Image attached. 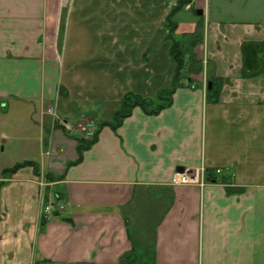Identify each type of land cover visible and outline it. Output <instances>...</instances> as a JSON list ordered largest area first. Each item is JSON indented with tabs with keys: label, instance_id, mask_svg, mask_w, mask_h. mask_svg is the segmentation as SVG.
Returning a JSON list of instances; mask_svg holds the SVG:
<instances>
[{
	"label": "crops",
	"instance_id": "crops-1",
	"mask_svg": "<svg viewBox=\"0 0 264 264\" xmlns=\"http://www.w3.org/2000/svg\"><path fill=\"white\" fill-rule=\"evenodd\" d=\"M191 5L173 16L175 38L187 67L205 59L206 78L192 73L158 115L135 108L116 132L102 128L66 169L77 133L63 122L109 121L124 94L170 85L166 0H0V181L16 164L38 170L0 190V264H120L132 252L135 264H264V77H240L242 44L264 40V0ZM211 76L227 80L216 104ZM203 163L202 189L170 186ZM40 184L64 206L48 222Z\"/></svg>",
	"mask_w": 264,
	"mask_h": 264
},
{
	"label": "trees",
	"instance_id": "trees-1",
	"mask_svg": "<svg viewBox=\"0 0 264 264\" xmlns=\"http://www.w3.org/2000/svg\"><path fill=\"white\" fill-rule=\"evenodd\" d=\"M191 0H180L177 6L169 13L165 20V28L168 32L167 40L171 42L170 56L172 62L174 63V73L170 82V85L158 91L154 98H144L132 93H126L123 95L119 101L118 108L114 111L111 120L99 122L97 127L88 139L82 137H76V155L77 159L73 163H69L66 167L69 168L76 164H79L82 161V156L85 151H88L98 140V135L102 128L108 127L113 132L121 126L122 122L130 117L133 109L139 108L146 115L154 116L158 115L161 111L169 108L172 105V99L174 92L183 87L184 83H188L187 87L191 84L192 73L196 72L198 62L193 60V57L189 55L190 60L192 61L191 68L187 67L186 55L183 51V47L175 38L176 32V23L173 21V16L175 13L180 11L185 5L189 4ZM194 36H191V39ZM241 57H242V69L240 77L242 79H251L255 77H264V40L261 42H249L244 43L241 46ZM202 64L199 63V70L196 74L201 72ZM210 83V88L206 89V101L210 104H216L218 102V97L222 87L227 83L226 79L217 78L211 76L207 80V84ZM192 88V87H191ZM25 167H32L34 174L38 175V170L36 166L31 162H23L16 164L11 169L4 170L2 172L3 181H0V190L8 184L7 179H10L12 175L17 173L20 169ZM64 177V173L60 176H50L46 175L45 180L48 182L59 181ZM208 179V178H207ZM227 194L239 193V191L226 189ZM58 214L54 213V217H57ZM44 222V221H42ZM120 264H135L134 253L125 254L120 258Z\"/></svg>",
	"mask_w": 264,
	"mask_h": 264
},
{
	"label": "built area",
	"instance_id": "built-area-1",
	"mask_svg": "<svg viewBox=\"0 0 264 264\" xmlns=\"http://www.w3.org/2000/svg\"><path fill=\"white\" fill-rule=\"evenodd\" d=\"M177 1L178 0H170L169 7L175 5ZM204 173H205V170L203 167L197 170H194L191 173H188V172L177 173L176 172L172 175L170 179V184L174 187L176 186H197L200 188L204 186V178H203ZM49 211H50L49 206L44 208L45 213H49Z\"/></svg>",
	"mask_w": 264,
	"mask_h": 264
},
{
	"label": "rangeland",
	"instance_id": "rangeland-1",
	"mask_svg": "<svg viewBox=\"0 0 264 264\" xmlns=\"http://www.w3.org/2000/svg\"><path fill=\"white\" fill-rule=\"evenodd\" d=\"M181 12V14H189V15H192V13H186V11H184V10H182V11H180ZM178 13H179V11H178ZM178 13H175V15H177ZM174 15V16H175ZM62 93L60 94V95H58V94H56L55 95V99H53V101H52V103H51V108H52V110L54 111L55 110V115H54V117L56 116V114L58 113V111H60L61 110V106H60V103H59V100H58V96L59 97H62ZM94 106H96V107H100V105H94ZM101 108V107H100ZM96 112H101V111H96ZM106 116V115H105ZM111 119V117L110 118H108L107 120H110ZM88 122V121H87ZM74 123V121H70L69 122V124H73ZM80 128H78V130H79ZM6 149V151H7V155L9 154V152L10 151H8V148H5ZM1 150H2V145H1V143H0V153H1ZM10 156H12V155H10Z\"/></svg>",
	"mask_w": 264,
	"mask_h": 264
},
{
	"label": "water",
	"instance_id": "water-1",
	"mask_svg": "<svg viewBox=\"0 0 264 264\" xmlns=\"http://www.w3.org/2000/svg\"><path fill=\"white\" fill-rule=\"evenodd\" d=\"M201 14H202L201 11H197V12H196V15H197V16H200ZM208 86L210 87V85H208ZM177 171H178V172H182L183 169H182V168H178Z\"/></svg>",
	"mask_w": 264,
	"mask_h": 264
}]
</instances>
